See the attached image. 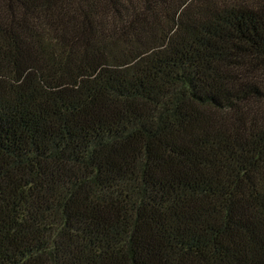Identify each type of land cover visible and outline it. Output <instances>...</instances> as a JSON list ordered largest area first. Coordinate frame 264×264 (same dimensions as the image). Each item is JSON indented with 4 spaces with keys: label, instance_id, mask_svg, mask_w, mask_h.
I'll return each mask as SVG.
<instances>
[{
    "label": "trees",
    "instance_id": "obj_1",
    "mask_svg": "<svg viewBox=\"0 0 264 264\" xmlns=\"http://www.w3.org/2000/svg\"><path fill=\"white\" fill-rule=\"evenodd\" d=\"M0 264H264V0H0Z\"/></svg>",
    "mask_w": 264,
    "mask_h": 264
}]
</instances>
